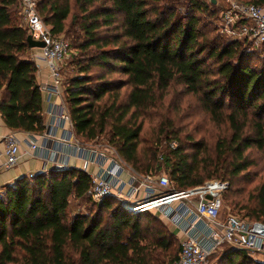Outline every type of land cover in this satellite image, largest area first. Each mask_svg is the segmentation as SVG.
<instances>
[{
  "label": "trees",
  "instance_id": "1",
  "mask_svg": "<svg viewBox=\"0 0 264 264\" xmlns=\"http://www.w3.org/2000/svg\"><path fill=\"white\" fill-rule=\"evenodd\" d=\"M35 1L51 35L70 39L77 51L73 74L62 87L82 142L104 137L137 174L168 175L173 191L221 177L223 168L197 160L208 147L190 135L181 138V128L159 112L164 98L182 87L213 124L226 127L229 137L217 141L214 152L224 162L231 159L232 178L248 167L242 161L245 150L264 151V67L250 65L264 49L219 36L221 10L213 2L186 0L182 11L176 0ZM239 1L264 7V0ZM205 13L209 22L201 18ZM29 35L19 0H0V117L11 131L40 135L46 128ZM152 111L158 120L145 128L146 120H154ZM165 141L178 145L162 151ZM90 184L87 173L69 168L0 187V264L178 260L176 234L161 218L133 214L115 197L93 203L86 195ZM255 191L254 204L242 209L249 220L264 223V183ZM76 200L90 206L71 214ZM223 250L221 264H264L241 250Z\"/></svg>",
  "mask_w": 264,
  "mask_h": 264
},
{
  "label": "built area",
  "instance_id": "2",
  "mask_svg": "<svg viewBox=\"0 0 264 264\" xmlns=\"http://www.w3.org/2000/svg\"><path fill=\"white\" fill-rule=\"evenodd\" d=\"M19 2L29 34L35 40L44 42V47L40 49L41 58L53 80V88L48 91L51 95L59 96L63 85L62 65L71 53L69 43L63 37L51 35L36 12L35 0ZM225 3L219 13L217 34L264 49V7L239 0H225ZM58 113L59 119L70 120L65 104ZM50 114L55 115L52 112ZM48 137L46 133L39 136L42 140ZM3 142L6 158L3 168L10 170L18 164L21 147L12 134L7 135ZM29 147L32 151L40 148L34 141L29 143ZM76 148L82 154L79 158L96 165V172L90 175L91 184L86 193L93 203L99 204L108 197H115L124 209L133 214L154 211L184 236L179 258L172 264H206L212 255L225 247L256 256L255 262L264 263V223L233 215L221 216L223 194L228 188L226 182L209 180L177 192L170 190L171 182L166 175L157 177L134 172L112 147L98 149L78 143ZM42 149L49 151L46 147ZM55 167L56 170L63 169L61 165ZM158 189L168 190L156 194Z\"/></svg>",
  "mask_w": 264,
  "mask_h": 264
},
{
  "label": "rangeland",
  "instance_id": "3",
  "mask_svg": "<svg viewBox=\"0 0 264 264\" xmlns=\"http://www.w3.org/2000/svg\"><path fill=\"white\" fill-rule=\"evenodd\" d=\"M179 2L177 10H184V2L186 0H176ZM205 2V4H209L213 2V5L220 10L224 8L226 5L225 0H201ZM201 18L205 22H209L208 13L202 14ZM25 23V22H24ZM63 37V36H60ZM223 38V37H222ZM69 44L70 39L64 38ZM247 44V43H246ZM246 49V52L250 50L248 45L243 46ZM257 49V48H255ZM257 50L262 51V49L258 48ZM77 56V51L71 48V53L69 58L66 60V70L64 79L71 76L74 71V67L71 65L72 60ZM250 65L252 67L261 68L264 67V53L257 54V57L253 61H251ZM182 87H175L169 94L168 97H165L163 100L164 108H162L159 112L163 116L171 117L177 128H181L182 132L180 134L181 138H184L186 135L192 136L194 141L198 142L201 141L206 145L208 148V154L206 156L204 154H200L197 158L198 162L203 164L202 166L211 165L212 167L218 166V168H223V172L220 173L221 177H212L209 180L212 181H223L226 182L228 185L227 190L223 194V210L221 213L222 218L226 217L227 215L237 216L243 219H248L249 217L246 216L247 211L246 209H242L245 206L253 205L255 202L257 192L255 191L257 187L264 183V151L258 150L255 147L245 150L243 153L244 159L242 160L245 164H248V167L244 171H242L237 177L232 178L230 175L233 167L231 159H227V162H224L222 158H218L214 152L215 145L217 141L229 137V133L226 130V127L221 125L213 124L209 117L202 112L197 106L195 99L189 94L182 92ZM169 105V107H167ZM177 108L172 110L173 107ZM167 107V108H166ZM169 110V111H168ZM178 111V112H177ZM153 112V119L154 120H146L145 121V128H149L157 122V113ZM177 112V113H176ZM227 112V111H226ZM78 142L86 145V147H96L98 149H104L105 147H111L104 137H100L96 141L92 142H82L77 138ZM178 145V142H168L165 141L160 145V150H164L166 148L172 149ZM193 151H190L192 153ZM230 155V154H229ZM207 156L211 161H208ZM204 159L206 163L203 162ZM203 162V163H202ZM214 171L213 168H211ZM161 175H166L163 172H159L157 177ZM169 179V176L166 175ZM207 180V181H209ZM206 182V181H205ZM168 190V189H167ZM167 190H157L156 194L164 193ZM170 190H173V184L171 183ZM141 195H139L140 198ZM121 203V202H120ZM90 206V203L87 204ZM86 203L82 200H76L71 203V214H75L76 212H85ZM152 215L156 217L158 214L154 211H151ZM161 218V217H160ZM163 220V219H162ZM162 223L163 226H166L168 230L174 232L176 234V238L178 240V246L180 249L178 250V257L181 252V242L184 240V236L180 234L173 225L167 223L165 220ZM251 221V220H250ZM223 251H219L216 254L212 255L206 264H221L222 254ZM248 258L252 261L256 260V256H249L246 252H244ZM255 258V259H254Z\"/></svg>",
  "mask_w": 264,
  "mask_h": 264
},
{
  "label": "crops",
  "instance_id": "4",
  "mask_svg": "<svg viewBox=\"0 0 264 264\" xmlns=\"http://www.w3.org/2000/svg\"><path fill=\"white\" fill-rule=\"evenodd\" d=\"M29 57L37 68L35 77L42 95V110L46 128L44 133L49 137L42 140L39 138L40 135L11 131L4 125L0 117V187L12 184L16 179L23 176L56 170V165H61L63 169L82 170L90 176L96 172V165L87 163L84 159L78 157L82 154L77 151L76 146L79 142L71 122L70 120H61L58 117L59 108L64 104L63 87H61L59 96L51 95L48 90H52L53 80L41 58V50L31 49ZM65 70L66 64H63L61 69L62 83L65 80ZM51 112L55 115H51ZM10 134L14 135L19 141L21 154L18 164L10 170H5L3 168L6 159L3 140ZM33 141L40 146L36 151H32L29 147V143ZM42 147L48 148L49 151L43 150Z\"/></svg>",
  "mask_w": 264,
  "mask_h": 264
},
{
  "label": "water",
  "instance_id": "5",
  "mask_svg": "<svg viewBox=\"0 0 264 264\" xmlns=\"http://www.w3.org/2000/svg\"><path fill=\"white\" fill-rule=\"evenodd\" d=\"M27 43L30 49H42L44 47L43 41L35 40L31 35L28 36ZM207 198L210 199L209 196Z\"/></svg>",
  "mask_w": 264,
  "mask_h": 264
}]
</instances>
